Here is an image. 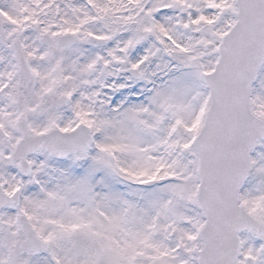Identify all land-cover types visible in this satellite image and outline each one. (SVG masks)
Wrapping results in <instances>:
<instances>
[{"label": "snow or ice", "instance_id": "snow-or-ice-1", "mask_svg": "<svg viewBox=\"0 0 264 264\" xmlns=\"http://www.w3.org/2000/svg\"><path fill=\"white\" fill-rule=\"evenodd\" d=\"M0 264H264V0H0Z\"/></svg>", "mask_w": 264, "mask_h": 264}]
</instances>
